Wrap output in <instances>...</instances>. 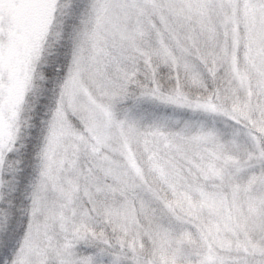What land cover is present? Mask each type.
Listing matches in <instances>:
<instances>
[{"label": "snow or ice", "instance_id": "6c2138e0", "mask_svg": "<svg viewBox=\"0 0 264 264\" xmlns=\"http://www.w3.org/2000/svg\"><path fill=\"white\" fill-rule=\"evenodd\" d=\"M0 205V264H264V0H0Z\"/></svg>", "mask_w": 264, "mask_h": 264}, {"label": "trees", "instance_id": "16d2710c", "mask_svg": "<svg viewBox=\"0 0 264 264\" xmlns=\"http://www.w3.org/2000/svg\"><path fill=\"white\" fill-rule=\"evenodd\" d=\"M41 47L44 50L45 54H54L57 48V45L53 42L48 46H44L43 44ZM165 69H161V71H164ZM164 74L163 72H161ZM33 136H35V133H33ZM28 148L27 150L22 149L21 150V158L23 159L24 163L21 165L25 169V172L30 176L32 174V170L34 165L36 164V160L34 159L35 156V145L37 141L35 139L30 140L27 142ZM23 183H26V180L23 181ZM14 203L17 205V207L20 206H27L28 201L24 200L22 196H19L18 199L14 200ZM0 207H3V205H0ZM27 218L21 217L19 213L16 211V209H13V216L9 223V233H11L13 230L15 231V241H18L24 231V225H26ZM14 241V243H15Z\"/></svg>", "mask_w": 264, "mask_h": 264}, {"label": "rangeland", "instance_id": "374dc122", "mask_svg": "<svg viewBox=\"0 0 264 264\" xmlns=\"http://www.w3.org/2000/svg\"><path fill=\"white\" fill-rule=\"evenodd\" d=\"M38 27V14L37 13H32L29 14L28 16L24 17L21 20V39H22V55L20 58L15 59V71L17 74H21L24 72V61H23V54H27L30 52L33 48V40H34V35L35 31ZM166 75V70L161 71ZM23 81H18V86H22ZM13 101L15 100V91L13 93L12 97Z\"/></svg>", "mask_w": 264, "mask_h": 264}]
</instances>
